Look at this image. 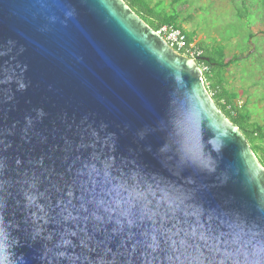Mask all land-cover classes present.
Masks as SVG:
<instances>
[{"label":"water","instance_id":"obj_1","mask_svg":"<svg viewBox=\"0 0 264 264\" xmlns=\"http://www.w3.org/2000/svg\"><path fill=\"white\" fill-rule=\"evenodd\" d=\"M229 125L122 0H0V264H264Z\"/></svg>","mask_w":264,"mask_h":264},{"label":"rangeland","instance_id":"obj_2","mask_svg":"<svg viewBox=\"0 0 264 264\" xmlns=\"http://www.w3.org/2000/svg\"><path fill=\"white\" fill-rule=\"evenodd\" d=\"M146 1L172 15L171 0ZM172 9L182 28L195 36L193 46L223 48L224 63L238 59L225 71L226 88L238 94L235 104L245 106L264 130V0H175Z\"/></svg>","mask_w":264,"mask_h":264},{"label":"trees","instance_id":"obj_3","mask_svg":"<svg viewBox=\"0 0 264 264\" xmlns=\"http://www.w3.org/2000/svg\"><path fill=\"white\" fill-rule=\"evenodd\" d=\"M122 1L152 31L156 32L161 27H169L181 31L186 43V49L195 43V36L188 34L182 28L183 25L177 20L178 16L172 9L175 0H171L170 2L172 15H167L164 10L161 11L159 3L151 6L146 0ZM192 50L202 53L200 59H208V62L201 60L197 64L206 69L203 74V80L212 102L225 119L241 133L251 152L256 156L264 170V130L257 123L253 122L252 113L245 106H237L235 104L238 94L227 90L225 85V71L229 67L236 65L238 59L232 58L224 63L225 55L223 48H211L208 51L198 45H194Z\"/></svg>","mask_w":264,"mask_h":264},{"label":"built area","instance_id":"obj_4","mask_svg":"<svg viewBox=\"0 0 264 264\" xmlns=\"http://www.w3.org/2000/svg\"><path fill=\"white\" fill-rule=\"evenodd\" d=\"M175 53L183 55L197 64L202 53L193 49V45L186 49V43L181 31L174 30L169 27H161L155 32ZM205 71L204 69H202Z\"/></svg>","mask_w":264,"mask_h":264},{"label":"clouds","instance_id":"obj_5","mask_svg":"<svg viewBox=\"0 0 264 264\" xmlns=\"http://www.w3.org/2000/svg\"><path fill=\"white\" fill-rule=\"evenodd\" d=\"M183 56V55H182ZM198 65V67L200 68V70H201V73H202V77H203V74L205 73V71H206V69L205 68H202L199 64H197ZM202 69H204L205 71H203ZM210 96V95H209Z\"/></svg>","mask_w":264,"mask_h":264},{"label":"crops","instance_id":"obj_6","mask_svg":"<svg viewBox=\"0 0 264 264\" xmlns=\"http://www.w3.org/2000/svg\"><path fill=\"white\" fill-rule=\"evenodd\" d=\"M195 44V43H194Z\"/></svg>","mask_w":264,"mask_h":264}]
</instances>
